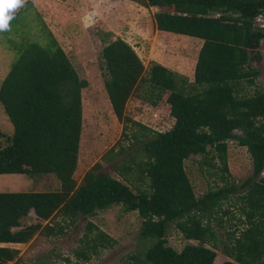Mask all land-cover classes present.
Wrapping results in <instances>:
<instances>
[{"label": "trees", "instance_id": "trees-1", "mask_svg": "<svg viewBox=\"0 0 264 264\" xmlns=\"http://www.w3.org/2000/svg\"><path fill=\"white\" fill-rule=\"evenodd\" d=\"M128 1L160 9L152 15L156 31L203 41L193 82L156 62L146 69L124 40L107 43L101 51L104 89L113 115L123 126L121 138L129 140L132 148L142 144L137 151L140 158L135 153L127 164L114 166L124 182L102 173V165L95 163L77 184L73 175L81 142V91L88 82L78 77L50 31L45 47L23 43L0 84V105L13 127V134L0 148V175L53 174L60 190L0 193V244H25L36 233L47 238L60 235L63 228L52 224L56 216L73 223L80 216L91 217L97 211L121 206L126 213L137 212L140 236L152 241L144 254L145 264H214L216 251L205 246L214 241L210 216L218 212L227 215L223 204L241 192L237 210L244 228L228 235L223 250L228 260L222 264H264V91L256 88L251 95L239 96L237 89L240 82L255 85L259 76L250 65V54L264 36L254 27L264 3ZM142 85L147 89L142 98L154 107L167 94L165 102L174 119L170 130L153 132L125 116L128 99ZM128 127H136L137 132L127 135ZM230 140L246 148L252 162L251 177L240 185L226 182L196 197L185 160L190 156L205 164L207 158L218 160L221 181L225 182ZM116 146L102 161L107 162ZM135 170V181L143 187L133 185L129 178ZM30 211L38 222L22 227ZM174 222L185 239L197 244H188L179 252L168 246L166 230ZM96 231L86 244L89 254L111 242ZM86 252H77V257L87 260ZM18 254L16 249L0 247V264H19Z\"/></svg>", "mask_w": 264, "mask_h": 264}, {"label": "rangeland", "instance_id": "rangeland-1", "mask_svg": "<svg viewBox=\"0 0 264 264\" xmlns=\"http://www.w3.org/2000/svg\"><path fill=\"white\" fill-rule=\"evenodd\" d=\"M159 11L156 7L146 9L128 0H27L25 6L16 12L11 22L12 30L0 34V84L17 58L21 45L33 42L45 47L47 31L55 38L78 77L88 82V87L81 91V142L73 175L77 184L81 183L85 172L95 163L102 165V173L124 182L114 166L127 164L142 146L138 144L132 148L129 140L121 138L123 126L108 104L101 60V51L107 43L117 38L124 40L134 49L146 69L158 56L167 57L173 62L179 61L184 68L183 73L177 74L185 76L188 81L192 80L189 66L192 45L188 39H197L157 32L152 23V15ZM168 39L172 45L166 41ZM250 57L259 76L254 88L248 90V95L256 88L264 91V45L261 44ZM146 92V86L142 85L133 93L125 105V116L153 132L170 130L174 119L170 117L165 102L167 94L160 97L154 107L142 98L147 95ZM126 132L130 135L137 132V128L128 127ZM12 134L13 127L0 105V148L6 145L7 137ZM235 135L239 133L235 132ZM118 140L121 141L116 146ZM114 146L116 148L107 162L102 161L103 155ZM121 148L123 152H118ZM226 160L228 174H223L225 182L221 181L218 160L207 158L206 164L195 156L185 160L184 168L196 197L222 187L226 182L240 185L251 177L250 156L246 148L239 146L236 140L227 142ZM137 175L135 170L129 174V178L133 180V185L143 187L142 182L135 181ZM59 190L60 182L53 174L15 175L9 180L0 179V193ZM240 194L231 196L223 204L222 211L228 210L227 215L218 212L210 216L209 225L214 233V241L205 246L215 249L217 257L214 264L228 260L223 253L228 235L244 228L237 210ZM37 222L38 219L30 211L21 226ZM41 223L44 225L46 222ZM52 224L61 226L62 234L47 238L36 233L25 244H0V247L18 250L19 264H145L144 254L152 243L140 236L141 218L137 212L126 213L121 206L97 211L91 217L80 216L73 223L56 216ZM88 227L91 229L88 230ZM96 230L107 235L111 242L105 248H99L96 253L89 254L85 251L86 244L97 233ZM165 238L167 245L178 252L188 244H197L196 241L185 239L175 222L168 225ZM79 251L86 252L89 258L83 260L77 257Z\"/></svg>", "mask_w": 264, "mask_h": 264}, {"label": "crops", "instance_id": "crops-1", "mask_svg": "<svg viewBox=\"0 0 264 264\" xmlns=\"http://www.w3.org/2000/svg\"><path fill=\"white\" fill-rule=\"evenodd\" d=\"M157 32H161V31H157ZM165 33H168V32H165ZM170 34H173V33H170ZM174 35H177V36H182V35H178V34H174ZM188 37V36H187ZM173 38H178V37H173ZM190 38H193V37H190ZM197 39V38H195ZM173 40H178V39H173ZM190 40L191 42V45H192V57L191 59L189 60V66L191 67L190 69V73L192 75V80L188 81L189 83H192L193 80H194V68H195V64H196V61H197V57H198V53H199V50L202 46V43L203 41L200 40V39H197V40H194V39H188ZM170 45H172L173 43L168 39L166 40ZM153 62H156L166 68H168L169 70H172L174 71V73H183V68L184 66H182L181 63H179V61L176 63V62H173L171 61L170 59H168L167 57L164 58L163 56H158L156 58L153 59ZM252 63L253 61L251 60L250 62V65L252 68L256 69L254 66H252ZM188 66V67H189ZM193 73V74H192ZM183 76V75H182ZM185 77V76H184ZM245 82H240L239 85H238V95L241 96V95H248L249 93V89L250 88H254V85L252 86H249V85H243ZM110 105V103H108ZM112 110V109H111ZM15 175H18V174H3V175H0V179L1 180H9V178H12L14 177Z\"/></svg>", "mask_w": 264, "mask_h": 264}, {"label": "clouds", "instance_id": "clouds-1", "mask_svg": "<svg viewBox=\"0 0 264 264\" xmlns=\"http://www.w3.org/2000/svg\"><path fill=\"white\" fill-rule=\"evenodd\" d=\"M27 0H0V34L10 32L11 22L15 19L16 12L25 6ZM258 21L264 17L258 16Z\"/></svg>", "mask_w": 264, "mask_h": 264}, {"label": "built area", "instance_id": "built-area-1", "mask_svg": "<svg viewBox=\"0 0 264 264\" xmlns=\"http://www.w3.org/2000/svg\"><path fill=\"white\" fill-rule=\"evenodd\" d=\"M264 3V0H260ZM258 16H261V17H264V10L263 11H260L256 17L254 18V26L264 35V19H261V20H257L256 18ZM262 45H264V36L263 38L260 40L259 42V47ZM33 212V211H32ZM34 214V213H33ZM35 215V214H34Z\"/></svg>", "mask_w": 264, "mask_h": 264}]
</instances>
